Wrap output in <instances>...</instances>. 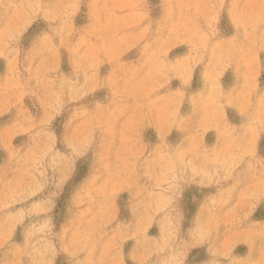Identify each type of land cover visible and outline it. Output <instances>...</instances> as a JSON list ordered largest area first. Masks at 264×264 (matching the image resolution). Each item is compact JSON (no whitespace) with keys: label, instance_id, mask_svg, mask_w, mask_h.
<instances>
[{"label":"rangeland","instance_id":"1","mask_svg":"<svg viewBox=\"0 0 264 264\" xmlns=\"http://www.w3.org/2000/svg\"><path fill=\"white\" fill-rule=\"evenodd\" d=\"M0 264H264V0H0Z\"/></svg>","mask_w":264,"mask_h":264}]
</instances>
